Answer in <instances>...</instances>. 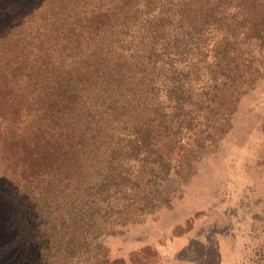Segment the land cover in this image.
<instances>
[{"label":"trees","instance_id":"16d2710c","mask_svg":"<svg viewBox=\"0 0 264 264\" xmlns=\"http://www.w3.org/2000/svg\"><path fill=\"white\" fill-rule=\"evenodd\" d=\"M263 76L264 0H0V264L90 257Z\"/></svg>","mask_w":264,"mask_h":264},{"label":"rangeland","instance_id":"374dc122","mask_svg":"<svg viewBox=\"0 0 264 264\" xmlns=\"http://www.w3.org/2000/svg\"><path fill=\"white\" fill-rule=\"evenodd\" d=\"M218 98L231 102V125L217 143L197 158L194 136L179 148L161 143L183 163L163 183L166 201L141 210L155 194L141 185L132 195L140 205L78 264H264V76L243 96Z\"/></svg>","mask_w":264,"mask_h":264}]
</instances>
